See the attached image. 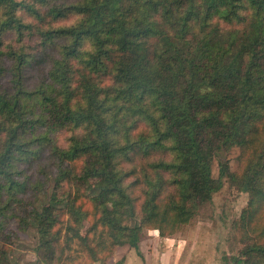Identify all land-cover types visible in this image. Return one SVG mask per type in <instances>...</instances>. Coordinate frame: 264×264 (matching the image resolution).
Here are the masks:
<instances>
[{"label": "trees", "instance_id": "trees-1", "mask_svg": "<svg viewBox=\"0 0 264 264\" xmlns=\"http://www.w3.org/2000/svg\"><path fill=\"white\" fill-rule=\"evenodd\" d=\"M223 179L248 195L235 262L264 264V0H0V264L9 219L44 262H104Z\"/></svg>", "mask_w": 264, "mask_h": 264}, {"label": "rangeland", "instance_id": "rangeland-1", "mask_svg": "<svg viewBox=\"0 0 264 264\" xmlns=\"http://www.w3.org/2000/svg\"><path fill=\"white\" fill-rule=\"evenodd\" d=\"M238 155L239 149L236 147L223 153L231 171H236L238 168ZM218 161L219 158H216L212 165L213 177L218 176ZM247 201L248 195L246 193L232 187L226 179H223L222 188L213 194L211 202L202 206L190 224L183 227L175 235H187L189 240L198 241L190 245L191 249L200 246V241L203 244L212 245L204 252L205 256H207V259L203 262L204 264H232L242 248L237 239V230H233L232 225L235 222H239L241 212L246 208ZM47 202L48 195H41L35 208L40 211ZM134 223L133 221L132 225ZM7 232L13 241L12 252L9 255L10 264H53L43 261L42 253L37 247L38 234L32 224L24 226L15 219H9ZM156 232L144 229L138 247L143 248L145 244L148 245V236L153 237ZM127 248V246L119 247L115 250L114 255L106 261L93 264H111L113 258L119 259ZM70 254L72 256L75 255L74 252H70ZM81 257L75 262H67L66 264H88L85 257Z\"/></svg>", "mask_w": 264, "mask_h": 264}, {"label": "crops", "instance_id": "crops-1", "mask_svg": "<svg viewBox=\"0 0 264 264\" xmlns=\"http://www.w3.org/2000/svg\"><path fill=\"white\" fill-rule=\"evenodd\" d=\"M147 241L148 245L145 244L143 248L138 247L137 251L127 248L119 259L113 258L111 264H115L117 259H123V264H204V260L207 259L204 252L212 247L200 241V246L191 249L190 245L198 241L189 240L187 235H174L163 239L157 232L153 237L148 236ZM232 264L238 263L233 260Z\"/></svg>", "mask_w": 264, "mask_h": 264}]
</instances>
